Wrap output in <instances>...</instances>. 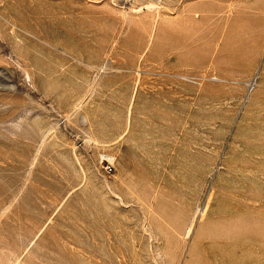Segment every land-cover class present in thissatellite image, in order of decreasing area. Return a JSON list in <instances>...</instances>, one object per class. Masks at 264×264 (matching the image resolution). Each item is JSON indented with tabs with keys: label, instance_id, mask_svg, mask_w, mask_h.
<instances>
[{
	"label": "rangeland",
	"instance_id": "374dc122",
	"mask_svg": "<svg viewBox=\"0 0 264 264\" xmlns=\"http://www.w3.org/2000/svg\"><path fill=\"white\" fill-rule=\"evenodd\" d=\"M0 264H264V0H0Z\"/></svg>",
	"mask_w": 264,
	"mask_h": 264
},
{
	"label": "bare ground",
	"instance_id": "6f19581e",
	"mask_svg": "<svg viewBox=\"0 0 264 264\" xmlns=\"http://www.w3.org/2000/svg\"><path fill=\"white\" fill-rule=\"evenodd\" d=\"M200 11H202V10H200V9H198V10H194V9H192V10H188L187 12L189 13V17H192V16H196L197 15V13L198 12H200ZM192 15V16H191ZM109 160H110V158H109ZM246 223V222H245Z\"/></svg>",
	"mask_w": 264,
	"mask_h": 264
},
{
	"label": "built area",
	"instance_id": "2783aa9c",
	"mask_svg": "<svg viewBox=\"0 0 264 264\" xmlns=\"http://www.w3.org/2000/svg\"><path fill=\"white\" fill-rule=\"evenodd\" d=\"M111 171H112L111 168L107 166L106 167V173L109 174Z\"/></svg>",
	"mask_w": 264,
	"mask_h": 264
}]
</instances>
